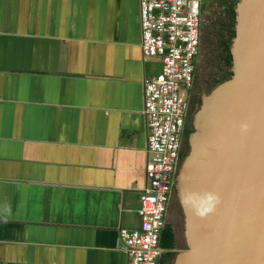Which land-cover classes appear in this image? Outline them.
Here are the masks:
<instances>
[{"label":"crops","instance_id":"0c3cea01","mask_svg":"<svg viewBox=\"0 0 264 264\" xmlns=\"http://www.w3.org/2000/svg\"><path fill=\"white\" fill-rule=\"evenodd\" d=\"M141 0H0V264H131L147 184Z\"/></svg>","mask_w":264,"mask_h":264},{"label":"water","instance_id":"95a60500","mask_svg":"<svg viewBox=\"0 0 264 264\" xmlns=\"http://www.w3.org/2000/svg\"><path fill=\"white\" fill-rule=\"evenodd\" d=\"M227 1L236 3L237 13L233 74L220 84L215 80L227 68L217 22L225 18V0L201 3L196 69L202 109L184 165L180 146L169 200L175 202L177 251L161 260L162 248L161 264H264V0ZM209 192L219 202L199 217L185 197Z\"/></svg>","mask_w":264,"mask_h":264},{"label":"built area","instance_id":"2783aa9c","mask_svg":"<svg viewBox=\"0 0 264 264\" xmlns=\"http://www.w3.org/2000/svg\"><path fill=\"white\" fill-rule=\"evenodd\" d=\"M207 0H141L142 53L162 62L144 79L147 127V184L142 191L140 226L122 228V249L131 264H160L164 229L190 89L200 49L201 3Z\"/></svg>","mask_w":264,"mask_h":264},{"label":"flooded vegetation","instance_id":"af4514ba","mask_svg":"<svg viewBox=\"0 0 264 264\" xmlns=\"http://www.w3.org/2000/svg\"><path fill=\"white\" fill-rule=\"evenodd\" d=\"M211 1H214V0H207L206 4L208 2H211ZM229 3H230V1L225 0V4H229ZM203 14H204V10H203ZM218 21H219V19H218ZM212 23H213V25H216V20H214V22H212ZM218 26H219V23L217 22V27ZM203 27H204V22L202 24V28ZM202 38H203V33H202ZM186 97H187V101H188V112H187L185 126L183 129V135L181 138V155L188 156L190 154V151H191V137H192V134L196 130L197 119H198V116H199L200 111L202 109V107L200 110L198 108L199 103L202 101L203 97L201 96V85L198 82V70L197 69L195 71L194 81H193L190 89L187 91ZM202 106H203V104H202ZM192 130H193V132H191ZM186 156L184 157V159L182 161L183 165L185 163ZM183 165H182V167H183ZM177 180L179 182V179H177ZM176 190H177V187L175 186L174 193ZM174 207H175V202L172 198L170 203H169V206H168V211L166 214L167 222H166V225H165L163 230H166L167 227L168 228L170 227L172 229V231L174 232V234L176 235L177 232H176V228H175V224H174V220H173L174 218H173V214H172L173 210H175ZM175 238H177V235L175 236ZM176 246H178V243L176 244ZM163 250L164 251H163L161 260H163V258L165 256H168V254H170V253L174 254L177 251L176 248L168 249V248H164V247H163ZM160 264H161V262H160Z\"/></svg>","mask_w":264,"mask_h":264},{"label":"trees","instance_id":"16d2710c","mask_svg":"<svg viewBox=\"0 0 264 264\" xmlns=\"http://www.w3.org/2000/svg\"><path fill=\"white\" fill-rule=\"evenodd\" d=\"M224 8V17L219 19V28H218V36H219V46L222 49L223 53V61L224 65L227 68V72L224 75H221L217 80H215L216 84H220L226 80H228L232 76L231 67L233 64V55L231 52L232 41L236 36V25H237V13H236V3L230 2L229 4H225ZM193 132V130L191 131ZM186 155H181L182 161ZM187 157V156H186ZM177 193V190L175 191ZM176 244L175 234L172 229L169 227L166 230H163L161 234L160 245L162 248L171 249ZM161 262V260H160Z\"/></svg>","mask_w":264,"mask_h":264},{"label":"clouds","instance_id":"9594fccd","mask_svg":"<svg viewBox=\"0 0 264 264\" xmlns=\"http://www.w3.org/2000/svg\"><path fill=\"white\" fill-rule=\"evenodd\" d=\"M242 127L246 128L247 125H242ZM185 200L192 202L196 215L205 217L207 214L214 211L216 204L219 202V197L217 194L209 192L200 197L188 195L185 197Z\"/></svg>","mask_w":264,"mask_h":264},{"label":"bare ground","instance_id":"6f19581e","mask_svg":"<svg viewBox=\"0 0 264 264\" xmlns=\"http://www.w3.org/2000/svg\"><path fill=\"white\" fill-rule=\"evenodd\" d=\"M167 210H168V208H167Z\"/></svg>","mask_w":264,"mask_h":264}]
</instances>
